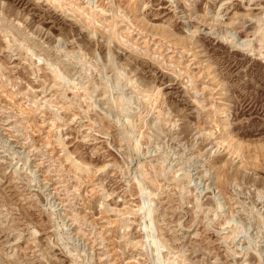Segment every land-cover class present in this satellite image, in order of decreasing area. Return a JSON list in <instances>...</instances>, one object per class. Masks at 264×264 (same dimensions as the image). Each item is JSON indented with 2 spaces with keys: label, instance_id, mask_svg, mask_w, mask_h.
<instances>
[{
  "label": "rangeland",
  "instance_id": "374dc122",
  "mask_svg": "<svg viewBox=\"0 0 264 264\" xmlns=\"http://www.w3.org/2000/svg\"><path fill=\"white\" fill-rule=\"evenodd\" d=\"M0 264H264V0H0Z\"/></svg>",
  "mask_w": 264,
  "mask_h": 264
},
{
  "label": "bare ground",
  "instance_id": "6f19581e",
  "mask_svg": "<svg viewBox=\"0 0 264 264\" xmlns=\"http://www.w3.org/2000/svg\"><path fill=\"white\" fill-rule=\"evenodd\" d=\"M92 5V4H91ZM217 14V13H216ZM217 16V15H216ZM221 16V15H220ZM219 16V17H220ZM228 25V24H227ZM218 111L219 112H221L222 111V108L221 107H219L218 108ZM227 115V114H226ZM230 123V118H229V116L227 115L226 117H225V120H224V126H225V128H229V124ZM155 241V240H154Z\"/></svg>",
  "mask_w": 264,
  "mask_h": 264
}]
</instances>
